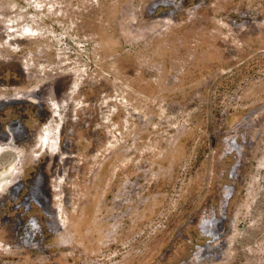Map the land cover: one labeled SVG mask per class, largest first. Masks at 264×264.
<instances>
[{"label": "rangeland", "instance_id": "obj_1", "mask_svg": "<svg viewBox=\"0 0 264 264\" xmlns=\"http://www.w3.org/2000/svg\"><path fill=\"white\" fill-rule=\"evenodd\" d=\"M0 181V264H264V0H0Z\"/></svg>", "mask_w": 264, "mask_h": 264}, {"label": "bare ground", "instance_id": "obj_2", "mask_svg": "<svg viewBox=\"0 0 264 264\" xmlns=\"http://www.w3.org/2000/svg\"><path fill=\"white\" fill-rule=\"evenodd\" d=\"M2 181H3V180H2ZM0 182H1V181H0ZM33 196H34V195H33ZM39 196H40V195H39ZM39 196H38V197H39ZM44 198H45V197H44ZM34 200H36V199H34ZM48 205H49V203H48ZM49 210H50V209H49ZM49 210H47V211H49Z\"/></svg>", "mask_w": 264, "mask_h": 264}]
</instances>
